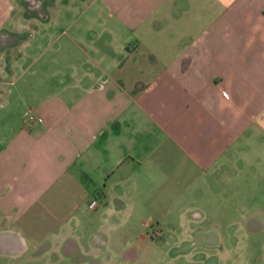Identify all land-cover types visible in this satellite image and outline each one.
I'll return each mask as SVG.
<instances>
[{
	"label": "crops",
	"instance_id": "0c3cea01",
	"mask_svg": "<svg viewBox=\"0 0 264 264\" xmlns=\"http://www.w3.org/2000/svg\"><path fill=\"white\" fill-rule=\"evenodd\" d=\"M83 1L0 0V214L44 245L93 195L96 264H264V0ZM82 36L114 58L55 78Z\"/></svg>",
	"mask_w": 264,
	"mask_h": 264
},
{
	"label": "rangeland",
	"instance_id": "374dc122",
	"mask_svg": "<svg viewBox=\"0 0 264 264\" xmlns=\"http://www.w3.org/2000/svg\"><path fill=\"white\" fill-rule=\"evenodd\" d=\"M19 1L21 2V0ZM56 1H58L56 7L47 9V12H58L61 15L71 14L83 10L86 4L83 0H67L66 4L65 2L62 3V1L66 0H61L60 4V0ZM83 38L86 39V36L76 39L79 43V47L72 46V48H62L63 46H61L59 49L53 50V48L49 46L48 50L42 53L40 59H42L43 62L56 63V68H52V73H54L53 75H55V78L64 77V73L59 69L60 66H70L74 63L75 68L79 69L81 63V67L92 66V62L95 60L114 58L113 55H111V57H106L104 53L93 50L94 43H98L100 37H95L93 40H90V43L84 42ZM51 40L53 39L51 38ZM143 54H145V52ZM114 55L116 60L119 59L118 54L116 55V53H114ZM31 56L34 57V55ZM48 67L47 65V69ZM27 78L28 73L22 72L21 69L15 71L11 76L14 86L20 85L21 81ZM25 117L27 116L25 115ZM105 200L108 203H112L111 197H105ZM99 207L98 198L90 195L87 201L83 203L80 215L62 214L64 218L63 222L56 230L46 233L45 238H47V240L44 241V245H38L35 244V241L28 240L23 230L11 224V218L9 216L5 217L0 214V235H4L6 231L9 233L14 232L21 236V239L26 242V246L21 245L17 250L6 251L5 249H0V264H96L97 262H102L98 259V255L100 253L102 254L101 250L108 245L110 238L105 227L108 217L100 214V212H96ZM75 222L80 224L76 226ZM57 244L58 248H60L59 250L56 249ZM74 244H77L79 248L81 247V250L79 252L74 250L71 254L69 253V248ZM45 246L47 247L46 250L44 249ZM108 247H110V245H108L107 248ZM59 254L60 257H58ZM92 255H94V257ZM162 255L163 251L161 250V256ZM92 258H94V260H92ZM160 261L162 264H166L167 259L162 257ZM208 263L209 261H206V264Z\"/></svg>",
	"mask_w": 264,
	"mask_h": 264
},
{
	"label": "built area",
	"instance_id": "2783aa9c",
	"mask_svg": "<svg viewBox=\"0 0 264 264\" xmlns=\"http://www.w3.org/2000/svg\"><path fill=\"white\" fill-rule=\"evenodd\" d=\"M224 94V93H223ZM36 120H38V119H36L32 114H29V115H27V117H26V121L28 122V123H33V122H35Z\"/></svg>",
	"mask_w": 264,
	"mask_h": 264
}]
</instances>
